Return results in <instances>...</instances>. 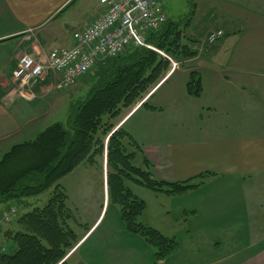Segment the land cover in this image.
Here are the masks:
<instances>
[{"label":"crops","instance_id":"1","mask_svg":"<svg viewBox=\"0 0 264 264\" xmlns=\"http://www.w3.org/2000/svg\"><path fill=\"white\" fill-rule=\"evenodd\" d=\"M221 2L222 20L207 30L204 45L214 29L225 36L207 47L197 43V54L165 72L145 101L169 86L161 99L151 108L140 102L117 125L142 150L151 145L138 163L146 155L156 177L199 184L175 196H188L181 206L187 202L191 214L169 264H264V0ZM102 11L99 0H0V144L36 135L44 116L35 111L39 104L72 87H62L56 75L32 100L22 98L13 77L19 58L46 61L52 49L73 47V33ZM206 53L216 62L202 63ZM195 69L203 74L198 94L187 88ZM150 255L143 264H153Z\"/></svg>","mask_w":264,"mask_h":264},{"label":"trees","instance_id":"2","mask_svg":"<svg viewBox=\"0 0 264 264\" xmlns=\"http://www.w3.org/2000/svg\"><path fill=\"white\" fill-rule=\"evenodd\" d=\"M149 40L177 61L194 57L197 51L193 47L199 43L170 20L152 32ZM112 60L102 66L98 82L76 106L72 131L55 122L35 138L16 143L3 154L0 203L53 190L46 205L25 212L17 218V228L5 231L7 243L13 241L16 248L12 252L0 250V264H68L67 255L79 238L69 224L75 215L60 181L83 163L96 165L105 148L108 197L120 206L128 230L142 235L157 248L156 260L179 248L175 237L140 221L146 201L134 193L128 182L169 195L184 194L199 184L191 179L168 181L156 177L146 155L140 163L136 162L143 151L141 144L124 124L117 128L124 113L144 99L172 63L161 52L148 48H133ZM190 78L187 88L198 94L201 80L194 77V72ZM147 104L144 101L142 107Z\"/></svg>","mask_w":264,"mask_h":264},{"label":"rangeland","instance_id":"3","mask_svg":"<svg viewBox=\"0 0 264 264\" xmlns=\"http://www.w3.org/2000/svg\"><path fill=\"white\" fill-rule=\"evenodd\" d=\"M161 1L167 12L168 20L178 23L188 37L199 41L198 45L201 47H207L209 45L208 43L204 45V38L207 34V30L213 28L216 24H220L222 20V0ZM200 60H202V63L205 61L206 64L210 60H212V63L216 62L208 53L204 54ZM112 61L113 60L110 58L107 63L110 64ZM105 63L106 62H101L103 66L106 65ZM188 64L185 67H187ZM193 64H190L188 67L195 66L196 63ZM98 66L99 65L94 67L88 73L89 75L87 76L89 77H83L84 81L82 78L79 79L70 88L69 92L64 90L61 92V95H51L40 103L35 111L38 114L42 112V116H44L40 123V127H38V133L32 136L21 134L6 142H2L0 144V161L3 154L12 147V144L35 138L52 123L60 122L66 130L72 131L71 119L73 112L80 100L86 99L87 93L93 87L94 83L98 82L99 75L93 77L103 70ZM192 68H196V66ZM192 72H194L195 78L203 77L201 71L199 72L195 69L189 73L190 76ZM190 79L191 78H189V80ZM192 86L195 87L194 85ZM155 87L145 95L142 101H140L141 104L151 95ZM168 87L169 86H164L161 88L147 106L151 107L152 104H156ZM46 108L48 110H46ZM30 113H34L32 108ZM124 114H126V112ZM157 115L158 113L156 116ZM33 116L35 115L33 114ZM154 120L157 122L156 117H154ZM151 150L152 147L149 145L148 149H143L142 152L145 151L150 153ZM142 152L140 155L144 154ZM152 166L156 174L157 168L154 164ZM108 170L107 151L105 148L104 155L99 158L96 165L83 163L60 181L69 195L67 201L68 206L75 215L74 219L69 221V224L76 232L79 242L85 236L77 246L79 249L75 248V253L73 251L74 254L69 256V258L67 257L68 264H143L145 259L149 260L151 256L150 252L154 255L153 264H159L162 261H166V264H169L172 255L164 259L156 260L155 254L157 248L150 244L145 237L129 231L126 227L121 217L120 206L110 201L108 197ZM191 181L192 183H197L194 180ZM128 184L136 195L146 201V209L140 217V221L158 229L167 236L175 237L178 241L181 240V237L183 238L186 232L183 229L185 226L187 227L189 225V217L191 214L188 212L190 208L187 209V202L185 207H183L184 202H182L186 201L188 196H186V199L176 198L180 196L156 192L143 186L134 185L130 182H128ZM52 190L53 189H49L37 196L22 197L9 203H0V250L6 248L7 252H12L16 248L13 241L10 240L7 243L5 231L17 228L16 220L25 212L31 211L35 207H43L46 205L51 197ZM13 205L19 207V212L11 223L3 222V212ZM177 251L172 254L176 255L180 253V251ZM176 264L178 263L176 262Z\"/></svg>","mask_w":264,"mask_h":264},{"label":"built area","instance_id":"4","mask_svg":"<svg viewBox=\"0 0 264 264\" xmlns=\"http://www.w3.org/2000/svg\"><path fill=\"white\" fill-rule=\"evenodd\" d=\"M103 11L89 25L73 33V47H60L50 51L46 61L23 54L14 72V79L22 98L33 99L34 89L47 78H60L62 87L74 85L98 63L117 58L133 48L155 49L150 42L152 32L168 19L161 0H99ZM224 34L222 29L212 31L208 41L214 43ZM11 207L3 214L10 222L16 213Z\"/></svg>","mask_w":264,"mask_h":264}]
</instances>
